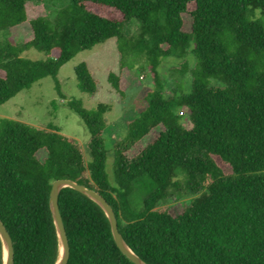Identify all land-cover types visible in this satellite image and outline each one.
<instances>
[{
  "label": "trees",
  "instance_id": "obj_1",
  "mask_svg": "<svg viewBox=\"0 0 264 264\" xmlns=\"http://www.w3.org/2000/svg\"><path fill=\"white\" fill-rule=\"evenodd\" d=\"M28 5L0 0V104L44 77L61 96L60 66L110 38L120 67L128 68V58L141 60L152 87L144 108L112 143V184L105 171V105L87 110L66 102L89 135L87 159L76 140L56 129L0 119V221L13 264H54L48 195L63 179L107 202L124 242L146 264H264V29L248 18L255 10L264 14V0H68L51 19L28 15ZM132 21L137 26L128 35ZM23 25L30 36L13 45L6 33ZM29 49L43 59L20 56ZM187 53L195 61L188 91L178 83L166 93L158 66ZM74 74L78 88L93 94L96 81L86 64ZM123 79L107 74L120 96ZM141 182L151 188L134 207L130 197ZM183 199L175 216L159 207ZM57 203L66 264H132L95 203L69 188Z\"/></svg>",
  "mask_w": 264,
  "mask_h": 264
},
{
  "label": "rangeland",
  "instance_id": "obj_2",
  "mask_svg": "<svg viewBox=\"0 0 264 264\" xmlns=\"http://www.w3.org/2000/svg\"><path fill=\"white\" fill-rule=\"evenodd\" d=\"M67 4L68 0H29L27 12L30 16H46L51 19L57 10ZM248 18L258 21L264 29V14L255 10L249 14ZM136 26V23L132 21L126 27V34H132ZM6 34L12 44L17 45L29 38L30 31L27 25H23L10 29ZM2 39H6L5 34L2 35ZM20 56L31 60H41L44 57L42 53L32 49L23 51ZM81 62L86 64L90 75L96 81L93 94L84 93L77 86L74 68ZM124 63L128 65V68L120 67L116 42L113 38L107 39L89 50L79 51L58 69L56 79L61 96L55 91L53 80L50 77L41 78L31 84L28 89L19 91L12 98L0 104V119H10L43 129H56L60 134L76 140L87 159L86 144L89 135L76 114L67 107L66 102L73 99L80 102L82 107L87 110L94 109L100 104L105 105L107 108L103 115L106 125L103 132L105 171L109 184H112L114 160L112 143L124 136L126 123L144 108V96L152 87L151 77L143 68L141 60L128 58ZM183 63L185 64L184 69L181 66ZM194 64V58L190 53H187L184 58L168 57L163 59L158 66V73L164 82L165 92H170L178 83H181V88L184 91H188L191 80L189 71L194 67ZM180 67L183 69L181 72L177 70ZM109 72L121 74L122 79L125 77L123 79L125 89L121 96L113 91L108 84L107 74ZM177 114L181 117L182 125L187 126L185 111H179ZM155 133H151V137ZM138 149L139 146H135L128 156L135 154ZM38 158H42V153L38 154ZM150 188L147 182H141L134 186L130 197L133 206ZM187 200H168L159 207L166 208L172 216H175L180 213L182 204Z\"/></svg>",
  "mask_w": 264,
  "mask_h": 264
},
{
  "label": "water",
  "instance_id": "obj_3",
  "mask_svg": "<svg viewBox=\"0 0 264 264\" xmlns=\"http://www.w3.org/2000/svg\"><path fill=\"white\" fill-rule=\"evenodd\" d=\"M69 188L75 192L83 195L93 203H95L105 215L112 240L121 252V254L132 264H146L131 249L126 245L120 233L118 232L116 218L111 207L107 202L96 192L79 185L71 180H56L51 184L48 195V207L54 226L56 239H57V257L54 264H66L69 255V247L65 235L64 227L62 224L61 216L58 209V194L64 189ZM0 244H1V261L2 264H13V249L10 237L0 221Z\"/></svg>",
  "mask_w": 264,
  "mask_h": 264
}]
</instances>
